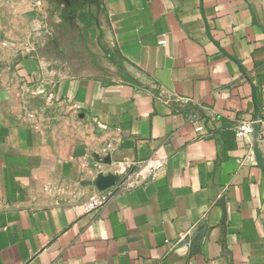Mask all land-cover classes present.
<instances>
[{
	"label": "crops",
	"instance_id": "crops-1",
	"mask_svg": "<svg viewBox=\"0 0 264 264\" xmlns=\"http://www.w3.org/2000/svg\"><path fill=\"white\" fill-rule=\"evenodd\" d=\"M38 2L0 0V264H264V0H100L86 75Z\"/></svg>",
	"mask_w": 264,
	"mask_h": 264
},
{
	"label": "rangeland",
	"instance_id": "rangeland-1",
	"mask_svg": "<svg viewBox=\"0 0 264 264\" xmlns=\"http://www.w3.org/2000/svg\"><path fill=\"white\" fill-rule=\"evenodd\" d=\"M51 26H36L32 34L49 66L61 65L69 75L107 70L104 13L100 0H37Z\"/></svg>",
	"mask_w": 264,
	"mask_h": 264
},
{
	"label": "built area",
	"instance_id": "built-area-1",
	"mask_svg": "<svg viewBox=\"0 0 264 264\" xmlns=\"http://www.w3.org/2000/svg\"><path fill=\"white\" fill-rule=\"evenodd\" d=\"M164 40H160V43L164 44ZM174 101H177L180 105H184V108H187L192 104L188 103L187 100H184L183 98H177L174 99ZM190 122L194 125L195 131L201 132L203 130V126L197 121V118L195 116L190 117ZM257 129L258 134V142L261 144V146L264 149V110L261 113L260 118H257L256 120L252 122H242L235 128V134L237 136H244L246 134L254 132V130ZM111 193V192H110ZM110 193H104L100 195L98 198L93 199L89 204L88 208H94L99 204H102L103 201H105L107 198H109Z\"/></svg>",
	"mask_w": 264,
	"mask_h": 264
},
{
	"label": "water",
	"instance_id": "water-1",
	"mask_svg": "<svg viewBox=\"0 0 264 264\" xmlns=\"http://www.w3.org/2000/svg\"><path fill=\"white\" fill-rule=\"evenodd\" d=\"M255 133H256V132H255ZM257 154H258V153H257ZM258 158H259V155H258ZM259 161H260V159H259ZM260 165H261L262 169L264 170V164H263L262 161H260Z\"/></svg>",
	"mask_w": 264,
	"mask_h": 264
}]
</instances>
